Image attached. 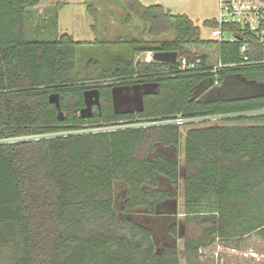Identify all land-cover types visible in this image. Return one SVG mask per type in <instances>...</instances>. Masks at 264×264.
I'll return each mask as SVG.
<instances>
[{
    "label": "trees",
    "instance_id": "1",
    "mask_svg": "<svg viewBox=\"0 0 264 264\" xmlns=\"http://www.w3.org/2000/svg\"><path fill=\"white\" fill-rule=\"evenodd\" d=\"M118 1L128 13L126 23L136 17L156 40L132 35L76 42L65 34L30 41L27 13L39 1L0 0V264H182L177 246L158 251L147 229L120 214L138 208L155 213L164 198L157 173L178 188L179 164L150 156L156 142L179 145L181 127L159 124L178 114H233L226 125L195 126L184 136L185 221L202 225L198 238L184 239L187 263L204 264L199 251L217 237L230 240L264 228V115H246L264 108V96L191 100L198 84L214 73L210 55L188 46L215 44L221 61L233 63L242 60L240 44L203 39L189 16L161 4ZM97 12L90 0L88 13L97 20ZM165 34L173 38L158 40ZM86 46L98 52L81 69L77 51ZM150 51H178L179 60H135L136 53ZM198 57L195 68L180 69L183 59ZM219 73L220 84L230 73L264 83V65ZM89 80L100 88L103 103L100 114L86 120L79 112L85 90L94 86L85 84ZM144 82L159 84L155 96H145V111L117 115L111 88ZM53 92L60 94L64 120L50 102ZM134 120L149 125L88 131ZM233 121L254 123L228 125ZM23 136L29 138L10 140ZM118 182L128 191L119 209Z\"/></svg>",
    "mask_w": 264,
    "mask_h": 264
},
{
    "label": "rangeland",
    "instance_id": "2",
    "mask_svg": "<svg viewBox=\"0 0 264 264\" xmlns=\"http://www.w3.org/2000/svg\"><path fill=\"white\" fill-rule=\"evenodd\" d=\"M38 1V5L30 8L27 13L29 19L26 24V37L30 41L56 40L65 34L72 36L76 42H95L96 40L113 41L118 38L129 40L132 35L148 40H156V38L145 33L144 24L136 17L132 18L131 22L126 23L128 13L118 0H92L98 11L97 20L88 13V3L90 0ZM144 2L146 5L161 4L174 14H186L200 27L203 39H215L211 34L214 27L205 25V21H215L219 17V0H144ZM54 12L55 18H52L54 17ZM227 36L231 37L230 34H227ZM172 38L173 35L165 34L158 38V40ZM188 48L199 54L208 53L211 57V62L218 63L217 45L206 44L188 46ZM97 52L98 50L96 47L91 48L90 46H86L84 51L79 49L77 51L79 67L84 69ZM147 55L148 52L136 53L135 60L146 61ZM85 84L94 85L95 83L89 80L85 81ZM250 123H254V121H233L228 125ZM226 124V122H223L221 125ZM147 125H149V122L134 120L132 122L122 121L111 126H93L92 128H94V130H108L120 127H144ZM193 127L195 126L185 125L181 127L183 136L181 137V143L178 148V161L180 162L182 170L184 167V136L187 131ZM67 133L68 132H65L63 134ZM28 138L29 136H23L11 138L10 140H26ZM124 189L125 186L121 184V182L116 184L118 209L125 195L123 193ZM177 194L179 196L177 218L180 220L181 225L176 245L180 251L181 263L188 264L184 254V239L185 237L198 238L201 234L202 225L196 222H185L184 220L183 179L180 180ZM127 213L131 214L130 212H126V214ZM157 247L161 248V245L157 244ZM199 255L200 260H202L204 264H264V228L230 240H223L217 237L210 245L203 247L199 251Z\"/></svg>",
    "mask_w": 264,
    "mask_h": 264
},
{
    "label": "built area",
    "instance_id": "3",
    "mask_svg": "<svg viewBox=\"0 0 264 264\" xmlns=\"http://www.w3.org/2000/svg\"><path fill=\"white\" fill-rule=\"evenodd\" d=\"M216 23L217 25L211 32L212 37L215 38L213 40L238 42L242 60L233 63H223L218 55V63L211 62L212 67L209 69L211 73H214V83L219 82L220 71H231L238 66L264 65V0H219V17L216 19ZM227 34H230L231 37H228ZM257 53H259V57L253 59L251 54ZM146 61H154L152 51L148 52ZM200 62V57L194 62L183 59L180 69L195 68ZM246 115H264V108L246 113ZM231 116L233 114L211 113L201 116L178 114L158 123L173 124L180 127L185 125L213 126L226 122V119ZM88 131L96 132L102 131V129L94 130V128H91Z\"/></svg>",
    "mask_w": 264,
    "mask_h": 264
},
{
    "label": "water",
    "instance_id": "4",
    "mask_svg": "<svg viewBox=\"0 0 264 264\" xmlns=\"http://www.w3.org/2000/svg\"><path fill=\"white\" fill-rule=\"evenodd\" d=\"M179 58L178 51H154L153 60L162 63H176ZM214 82L206 83L204 89L199 94L213 86ZM204 85V81L198 87ZM159 88L157 82H144L134 84H118L112 87V103L117 115L141 114L145 111V96L156 93ZM207 102L215 101H236L264 96V83L248 80L239 73H230L216 91L210 89L205 94ZM50 102L54 104L58 111V118L65 119V112L62 109L61 97L58 92L50 94ZM85 106L81 108L79 114L83 119H90L94 116V107L101 110L102 99L101 90L98 86H92L84 92ZM164 205L170 207L166 213L176 216L178 214V200H168ZM161 204L156 206L157 213L160 212ZM128 219L133 220V214H127Z\"/></svg>",
    "mask_w": 264,
    "mask_h": 264
},
{
    "label": "flooded vegetation",
    "instance_id": "5",
    "mask_svg": "<svg viewBox=\"0 0 264 264\" xmlns=\"http://www.w3.org/2000/svg\"><path fill=\"white\" fill-rule=\"evenodd\" d=\"M203 81H204V85H202L201 87H198V86L196 87V90L194 91V94H193L191 100L192 101L196 100L199 103H212V102L206 101L207 98H206L205 94L210 89L216 91L218 89V87L221 86V84H220V82L214 83L213 86H211L208 90L199 94L200 91H202L204 89V86L206 83H210L212 81L215 82L214 77H212V76L204 77V79L201 82H203ZM156 90H157L156 93L151 94V96H155L157 94L158 88ZM215 102H217V101H215ZM102 103H103V100H102ZM97 113L100 114V108L95 106L94 107V116L92 118H94ZM92 118H90V119H92ZM86 120H89V119H86ZM180 143H179V145H180ZM155 145H156L155 150L152 153H150V156H152V157H159L160 156V157H162L168 161L177 162L179 164V169H180V178H179V183H178V184H180V180L181 179L184 180V174H183L184 167L182 170L180 162L178 161L179 145L164 144L162 142H156ZM157 178H158V189L164 193V198L158 203V204H161V206H160V212L161 213L158 214L156 210H155V213H150L149 210L145 209V208L134 210V211H131L130 213L134 215L133 220H131V221H133L136 224H138L139 226L147 229L152 234V237L155 241L156 247H157V244L161 245V248L157 247L158 251H160V250H164L166 248H171V247L177 246L176 242H177V238L179 237V234H180L179 232H180V225L181 224H180V220L177 218V215L174 216V215L166 213L167 211L170 210V207L163 204L168 200H172V199L178 200L179 196L177 194V188L175 187V183L168 176L161 174V173H157ZM127 192H128L127 187L125 186V189L123 191V193L125 195H124L123 199H125L128 196ZM120 214H122L123 216L128 218L127 217L128 213L126 214L125 212H121ZM184 220H185V218H184ZM185 222H187V220ZM174 226H177V229H178L176 234L173 232Z\"/></svg>",
    "mask_w": 264,
    "mask_h": 264
},
{
    "label": "crops",
    "instance_id": "6",
    "mask_svg": "<svg viewBox=\"0 0 264 264\" xmlns=\"http://www.w3.org/2000/svg\"><path fill=\"white\" fill-rule=\"evenodd\" d=\"M142 1V3L144 4L145 2H144V0H141ZM146 5V4H145ZM151 5V4H150ZM153 5V4H152Z\"/></svg>",
    "mask_w": 264,
    "mask_h": 264
}]
</instances>
